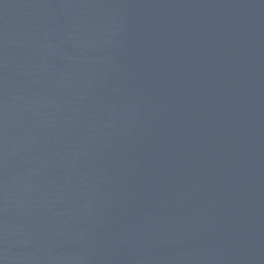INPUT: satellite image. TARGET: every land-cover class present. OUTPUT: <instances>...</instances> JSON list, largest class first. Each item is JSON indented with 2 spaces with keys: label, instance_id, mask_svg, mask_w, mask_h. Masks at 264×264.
<instances>
[{
  "label": "water",
  "instance_id": "water-1",
  "mask_svg": "<svg viewBox=\"0 0 264 264\" xmlns=\"http://www.w3.org/2000/svg\"><path fill=\"white\" fill-rule=\"evenodd\" d=\"M0 264H264V0H0Z\"/></svg>",
  "mask_w": 264,
  "mask_h": 264
}]
</instances>
